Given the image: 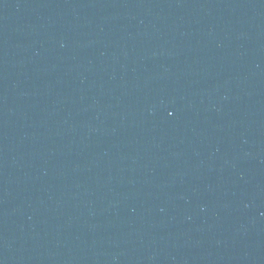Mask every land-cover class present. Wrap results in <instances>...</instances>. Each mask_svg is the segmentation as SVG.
I'll use <instances>...</instances> for the list:
<instances>
[{
	"label": "water",
	"instance_id": "1",
	"mask_svg": "<svg viewBox=\"0 0 264 264\" xmlns=\"http://www.w3.org/2000/svg\"><path fill=\"white\" fill-rule=\"evenodd\" d=\"M0 264H264V0H0Z\"/></svg>",
	"mask_w": 264,
	"mask_h": 264
}]
</instances>
